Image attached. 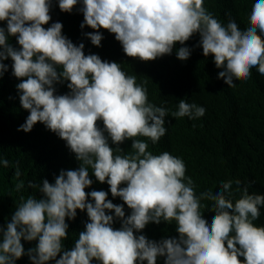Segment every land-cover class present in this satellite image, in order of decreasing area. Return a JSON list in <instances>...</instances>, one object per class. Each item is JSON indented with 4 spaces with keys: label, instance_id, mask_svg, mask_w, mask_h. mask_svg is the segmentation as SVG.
<instances>
[{
    "label": "clouds",
    "instance_id": "obj_1",
    "mask_svg": "<svg viewBox=\"0 0 264 264\" xmlns=\"http://www.w3.org/2000/svg\"><path fill=\"white\" fill-rule=\"evenodd\" d=\"M80 2L58 0L60 10L68 13ZM51 3L0 0V22L7 25L0 27V78L8 71L3 61L11 58L12 74L21 80L20 103L30 113L18 130L31 132L43 123L66 141L81 166L61 170L54 184L47 179L42 185L29 182L43 198L21 197L6 229L0 227V264H16L25 255L22 240H38L27 252L32 264H93L94 260L157 264L158 257L165 258L164 264H264V227L254 224L264 195L250 194L240 180L233 190L229 180L221 182L214 194L197 196L181 158L167 151L154 155L146 142L137 139L146 137L156 144L166 134L167 109L148 103L147 90L119 63L85 55L83 43L77 46L62 34V23L45 27L52 20ZM82 4L81 28L95 30L86 35L97 47L103 28L115 35L128 57L149 62L172 54L177 43L185 45L199 34L204 57L213 58L220 70L218 79L228 87L249 79L253 68L264 76V0H255L244 30L235 20L223 25L204 7V0H82ZM9 37H16L20 47L12 46ZM191 51L182 46L177 58L186 61ZM63 81L69 82L70 93L56 95L55 84ZM205 111L181 99L172 115L197 119ZM109 138L116 145L131 140L133 152L115 154ZM89 168L97 181L110 186L113 198L123 200L130 215L126 216L124 204L108 199V192H86L93 184ZM15 175L20 176L18 169ZM23 187L22 181L16 185L18 191ZM234 192L241 193L235 202L230 198ZM202 200L214 202L210 224L200 211ZM77 210H86L90 222L74 247L57 259L68 237L66 220H75ZM115 218L122 222L120 229L113 227ZM162 221H175L179 237L157 242L136 235L149 223Z\"/></svg>",
    "mask_w": 264,
    "mask_h": 264
},
{
    "label": "trees",
    "instance_id": "obj_2",
    "mask_svg": "<svg viewBox=\"0 0 264 264\" xmlns=\"http://www.w3.org/2000/svg\"><path fill=\"white\" fill-rule=\"evenodd\" d=\"M254 3L255 0H204V7L223 25L235 20L244 30L249 26ZM82 7L81 0L71 13L63 12L58 0H52V20L45 27H50L54 22L62 23V34L77 46L83 43L85 55L96 54L104 61L119 63L126 75L135 76L137 85L147 90L148 103L167 109L164 124L166 134L156 144L146 137L137 138L149 145L148 151L154 155L167 151L181 158L186 166V177L192 179L197 196L208 191L214 194L220 189L221 182L229 180L233 181V190L236 188L234 182L240 180L241 186L248 187L250 194L264 195V76L259 74L257 68L251 70V76L246 81H234L235 87H228L218 79L220 70L216 68L213 58L204 57L202 47L198 46L199 34H195L185 45L177 43L172 54L149 62L128 57L115 35L103 28L99 30L103 35L101 46L97 47L86 35L95 30L88 26L81 28L84 22ZM0 27L6 29V22H0ZM8 42L15 48L20 47L16 37H9ZM182 46L192 50L186 61L179 60L176 55ZM3 63L8 66V71L0 78V227L6 229L22 203L21 197L25 200L29 196L43 198L39 188H30L29 182L42 185L43 180L47 179L54 184L61 170H76L81 162L68 148L66 141L43 123L38 122L31 132L18 130L30 113L20 103L17 84L21 80L12 74L11 58ZM68 83L55 84V94H69ZM181 99L204 107L205 115L197 119L174 117L172 113L178 111ZM98 124L103 128L102 121ZM109 145L118 155L133 152L131 140L116 145L109 138ZM3 160L9 162L7 167L3 165ZM17 169L20 171L19 177L15 175ZM91 172L89 168L93 184L86 192L103 190L108 192V199L114 204H124L121 198H113L110 186L97 181ZM21 181L24 187L18 191L16 185ZM240 196V192H234L230 198L235 202ZM89 201L92 202L90 196ZM213 203L210 200L201 201L200 211L209 224L215 215L212 212ZM124 209L126 216L131 214L126 204ZM108 214L115 216L114 212ZM66 222L69 225L68 237L63 241V250L57 259L64 250L74 247L79 233L85 230L86 223L90 221L86 210H77L75 220L67 219ZM254 224L264 227V206L260 207V217ZM121 226V220L115 218L113 227L120 229ZM176 227L175 221L152 222L136 235L143 234L149 240L159 242L165 238H178ZM22 244L25 255L16 264H32L27 252L36 247L38 240H22ZM240 259L243 260V257ZM164 261L165 258L158 257L157 264H164ZM48 264H55V261ZM93 264L98 262L94 260Z\"/></svg>",
    "mask_w": 264,
    "mask_h": 264
}]
</instances>
